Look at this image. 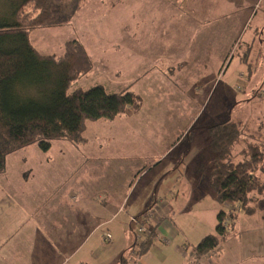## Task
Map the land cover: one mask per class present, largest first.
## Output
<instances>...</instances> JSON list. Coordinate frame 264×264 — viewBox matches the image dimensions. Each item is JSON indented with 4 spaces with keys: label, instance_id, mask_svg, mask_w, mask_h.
<instances>
[{
    "label": "rangeland",
    "instance_id": "obj_1",
    "mask_svg": "<svg viewBox=\"0 0 264 264\" xmlns=\"http://www.w3.org/2000/svg\"><path fill=\"white\" fill-rule=\"evenodd\" d=\"M30 40L41 53L55 57L66 52L68 42L80 41L94 67L79 87L105 82L110 91L125 88L140 97L138 106L127 107L113 121L90 122L82 142L56 140L49 151L33 144L11 154L0 174L2 184L22 182L29 193L25 206L59 187H75L74 204L99 226L70 264L120 262L125 243L130 246L132 240L129 225L134 231L137 223L157 222L155 217L148 221L150 215L139 218L146 211L132 216L147 207L156 189L160 203L163 199L175 207L171 221L178 232L169 245L155 241L142 258L147 264H195L189 255L192 246L215 234L220 211L232 216L230 239L242 245V258L251 256L246 250H261L264 212H239L234 219V206L217 202L207 164L213 158L209 127L232 120L243 130L255 131L264 122V0H85L71 22L36 29ZM260 175L264 179V171ZM179 180L183 191L171 189L173 194L167 196L164 187L176 186ZM121 195L126 211L119 213ZM49 204L64 209L58 196ZM8 211L9 217L0 221V226H9L0 236V264L39 259L40 253L23 258L19 246L25 235L17 229L28 228L33 235L28 226L33 218L28 223L21 214L15 218L18 209L10 204ZM70 218L67 214L63 222L61 216L44 221V232L56 242L55 224L68 232ZM133 218L140 221L134 223ZM13 233L16 236L9 239ZM106 233L112 234L111 240ZM176 246L189 247V256ZM205 258L220 256L212 251Z\"/></svg>",
    "mask_w": 264,
    "mask_h": 264
},
{
    "label": "trees",
    "instance_id": "obj_2",
    "mask_svg": "<svg viewBox=\"0 0 264 264\" xmlns=\"http://www.w3.org/2000/svg\"><path fill=\"white\" fill-rule=\"evenodd\" d=\"M84 2L0 0V174L8 157L19 150L37 144L49 151L54 141L63 139L82 142L90 122L113 121L127 107L138 106L140 97L128 89L112 93L105 82L89 89L79 87L80 79L94 67L80 41L68 42L61 57L41 53L31 42L34 30L71 22ZM208 132L213 158L207 165L217 202L238 206L234 219L239 212L250 216L264 212L260 175L264 171V122L251 131L229 120L209 127ZM148 215L149 210L139 218ZM228 216L225 211L218 213L215 234L195 248L199 257L229 239L233 224L225 226ZM155 240L156 229L126 251L120 264H137Z\"/></svg>",
    "mask_w": 264,
    "mask_h": 264
},
{
    "label": "crops",
    "instance_id": "obj_3",
    "mask_svg": "<svg viewBox=\"0 0 264 264\" xmlns=\"http://www.w3.org/2000/svg\"><path fill=\"white\" fill-rule=\"evenodd\" d=\"M123 90H125V88L119 91H111V92L119 93V92H122ZM131 154H135V152H131ZM174 164L177 165L176 167H178L179 165L178 162ZM30 176L31 175L25 174V178L27 179ZM180 180L178 181V185L176 186H174L173 183H169L167 186L164 187V189L168 191L167 196H171L170 194H173L172 193L173 191H170L171 189H175V190L177 189L178 192L183 191L181 190L182 181ZM192 182H195V180ZM5 185L6 187L3 188V186ZM24 187L25 186L22 184V182L12 187L10 186V182L6 181L4 184H2V182L0 181V221L2 220V218L9 217V213H10L8 211L9 204H10V207L18 209V211L14 213L15 218L17 214H21L22 221H26L27 223L30 220V218H33V224L30 225L28 223V226L33 227L34 234L36 236H33L34 234L28 235V228L17 229V231H20V234L25 235L24 237H21V238H24L23 246H21V244H19V246L21 248L23 247V250L25 252V254L23 255V258L32 257L36 253H40L42 255L39 259H34V261H27L25 262V264H70L71 259L74 256V254L82 247V245L86 244L89 237L93 236V234L94 235L96 234L97 232L96 228H98L99 226V221L94 219L89 213L83 210L82 212H80V208L76 207V205L74 204L76 203L75 202V199H76L75 187L74 188L65 187L64 189L59 187L60 190H56L54 193L49 194L48 192L47 193L48 197L46 195L44 198L43 196H40L39 198L36 197L35 200H30L27 206L24 205V202H26L25 201L26 199L29 200V193L28 192L27 194L25 193L26 190ZM4 190L6 191V194ZM54 194H57V196L61 199L62 208H64L62 212L60 211L59 207L54 208L53 205L49 204L51 201H54L56 199L57 196L52 197ZM121 196H122L121 197L122 200H120V205H119V210H118L119 213L126 211V208L123 205V203L125 202L124 195H121ZM167 196H165L164 198H166ZM158 197L159 196H158V192L156 189L153 195L151 196V199L149 200V204L147 205V207L141 211H134V213H132V216L133 215L137 217L140 216L142 213H144L145 211L149 209L150 204L155 203L154 204L155 208L153 206V208L149 211L150 216L148 217L149 218L148 221H150V219L155 217L157 219V222L154 225H150L148 222V226L151 229L158 228V232H160V239H157V240L162 242L163 244L161 243L160 246H163V245H169L170 241L175 240V236L177 235L178 229H177V226L173 224V221H171L172 210L175 209V207L171 208L170 205H166V204H169V202L163 199H161L162 200L161 202L163 204L160 203V199ZM177 201L178 200L175 199L176 204H177ZM4 204H7L8 206L4 207L3 206ZM122 206L123 208L121 209ZM42 210H46L47 216H44L42 214L43 212ZM67 211L68 213H66ZM161 212L162 214H160ZM67 214L68 216L71 215V218H70L71 225H69L67 228L68 232H64L62 225H59L56 227V224H55L54 229L56 228L55 230L57 231V234L59 237L56 238L57 240L56 242H55V239L52 241V238L48 236V232L47 231L44 232V230H47V229L43 227V222L50 221L52 218L53 220H55L57 216H61V219L63 222ZM38 215H40L38 219L42 217L41 221L39 220L40 223L38 222V219H37ZM43 219H46V220H43ZM67 222H69V219ZM103 223L104 222H102L101 224ZM128 228L130 229V234L132 237V240L129 241V245L131 247H134V244L137 241V236L134 232L135 230L134 231L132 230L133 227L131 224L129 225ZM7 230H9L8 225L0 226V236ZM77 235L79 236L78 238H76ZM9 236H10L9 239H12L16 236V233L10 234ZM167 236H169L170 240L167 238ZM77 240L78 242H81V243L77 244L76 243ZM15 241H18V239H16ZM236 243L237 241H233L229 237V239L226 242L222 243L221 246L217 249L218 252H215L216 250L213 251L214 253H217L220 256V258L216 260L205 258L206 256L199 257L195 250L197 245L192 246L193 251L192 253L190 252L189 254L191 256L190 260L194 261L195 264H264V258H261L264 252V246L261 245L260 251H258L257 249L255 251L246 250V252L249 253V255L251 254V256L242 258V254H243L241 252L242 245H240L239 247L236 245ZM37 245L40 247L39 249L36 248ZM3 246H4V243L0 239V254H4L2 252ZM130 246H128V242H127V245L125 243V249L123 250L120 258L122 257L124 253H126V251L128 250ZM255 246L257 247L258 245H255ZM188 248L182 249L181 247L176 246L175 250L181 253H184L185 256H187L188 252L186 250ZM9 253H12V251L9 250ZM258 256H260V258H258ZM7 263L11 264V262L9 261H7ZM114 264H120L119 260L115 262ZM137 264H147V263L143 259H140Z\"/></svg>",
    "mask_w": 264,
    "mask_h": 264
},
{
    "label": "built area",
    "instance_id": "obj_4",
    "mask_svg": "<svg viewBox=\"0 0 264 264\" xmlns=\"http://www.w3.org/2000/svg\"><path fill=\"white\" fill-rule=\"evenodd\" d=\"M135 219L133 218V221H134ZM138 221L137 220H135L134 221V223H137ZM137 225H138V233L141 235H143V236H146V235H151V234H153L154 233V231H152L151 229H149L146 225H144V224H142L141 226L137 223ZM156 234H157V236L160 238V233H157L156 232ZM107 239H111V235L110 234H107Z\"/></svg>",
    "mask_w": 264,
    "mask_h": 264
},
{
    "label": "clouds",
    "instance_id": "obj_5",
    "mask_svg": "<svg viewBox=\"0 0 264 264\" xmlns=\"http://www.w3.org/2000/svg\"><path fill=\"white\" fill-rule=\"evenodd\" d=\"M239 209V207L238 206H234L233 207V211H235V210H238ZM137 221H140V220H137ZM132 224H134V223H132ZM144 225H146V224H144ZM148 228H149V226L148 225H146ZM149 229H151V228H149ZM138 230V229H137ZM137 230H135L134 232H135V234H136V236H137V243L138 242H141L146 236H148V235H146V236H143L142 234L140 235L139 233H138V231ZM152 231H155V229H151ZM158 230V228H156V232H158L157 231ZM111 235V234H110ZM111 238H112V236H111ZM156 239H160L158 236H157V234H156ZM111 240V239H110ZM129 253V252H128Z\"/></svg>",
    "mask_w": 264,
    "mask_h": 264
},
{
    "label": "bare ground",
    "instance_id": "obj_6",
    "mask_svg": "<svg viewBox=\"0 0 264 264\" xmlns=\"http://www.w3.org/2000/svg\"><path fill=\"white\" fill-rule=\"evenodd\" d=\"M225 220H226V224H225V226L227 227V228H229V227H231L232 226V217H231V215L230 216H228V217H225Z\"/></svg>",
    "mask_w": 264,
    "mask_h": 264
},
{
    "label": "water",
    "instance_id": "obj_7",
    "mask_svg": "<svg viewBox=\"0 0 264 264\" xmlns=\"http://www.w3.org/2000/svg\"><path fill=\"white\" fill-rule=\"evenodd\" d=\"M155 204V203H154ZM154 206V205H153ZM153 206H151L148 210L150 211L152 208H153Z\"/></svg>",
    "mask_w": 264,
    "mask_h": 264
}]
</instances>
